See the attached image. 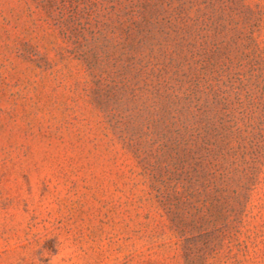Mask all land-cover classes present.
<instances>
[{"label":"rangeland","instance_id":"rangeland-1","mask_svg":"<svg viewBox=\"0 0 264 264\" xmlns=\"http://www.w3.org/2000/svg\"><path fill=\"white\" fill-rule=\"evenodd\" d=\"M0 264H264V0H0Z\"/></svg>","mask_w":264,"mask_h":264}]
</instances>
